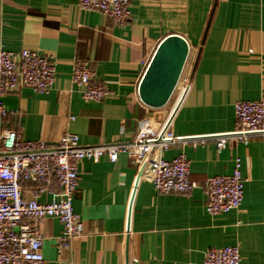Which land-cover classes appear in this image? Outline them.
<instances>
[{
	"label": "crops",
	"instance_id": "obj_1",
	"mask_svg": "<svg viewBox=\"0 0 264 264\" xmlns=\"http://www.w3.org/2000/svg\"><path fill=\"white\" fill-rule=\"evenodd\" d=\"M130 1L131 18L120 25L79 0H0V46L52 54L57 69L48 93L21 87L5 95L6 127L52 145L66 131L77 133L82 145L129 142L147 118L158 126L170 119L177 134L205 135L235 129L237 101L264 99V0ZM170 34L189 42L188 80L181 77L170 101L152 108L140 99L139 84ZM77 62H88L114 94L84 99L72 81ZM181 152L199 184L188 193H158L138 178L125 153L115 162L106 154L81 160L73 206L85 231L60 249L63 224L46 218L40 226L45 264H201L206 251L227 245L239 246L241 264H264L262 139L229 140L221 153L212 140L178 144L170 154ZM237 157L243 203L211 215L203 184L231 174ZM24 195H37L35 186L25 185ZM37 196L50 200L48 193Z\"/></svg>",
	"mask_w": 264,
	"mask_h": 264
},
{
	"label": "built area",
	"instance_id": "obj_2",
	"mask_svg": "<svg viewBox=\"0 0 264 264\" xmlns=\"http://www.w3.org/2000/svg\"><path fill=\"white\" fill-rule=\"evenodd\" d=\"M79 4L85 10L101 11L116 24L123 25L131 18L130 0H79ZM56 70L52 54L0 46V264H45L40 226L46 218H57L63 224L64 232L57 239L60 249L83 235L85 225L73 206L83 159L98 161L106 154L115 162L125 153L137 165L138 177L150 181L158 193H188L199 184L191 178L186 154H170L172 147L212 140L221 153L229 140L248 144L261 138L264 144V99L237 101L235 129L222 133L181 135L173 131L170 119L158 126L147 118L129 142L82 145L79 135L71 131L53 145L42 139H24L20 131L5 126L10 110L4 97L21 87L48 93L55 85ZM72 81L89 101H102L114 94L97 79L88 62L75 64ZM69 118L73 121L76 116ZM235 162L231 174L209 176L203 184L206 210L211 215L238 209L243 203L241 158ZM27 184L35 186L37 195L48 193L50 200L26 197ZM201 264H241L240 248L227 245L209 249Z\"/></svg>",
	"mask_w": 264,
	"mask_h": 264
},
{
	"label": "water",
	"instance_id": "obj_3",
	"mask_svg": "<svg viewBox=\"0 0 264 264\" xmlns=\"http://www.w3.org/2000/svg\"><path fill=\"white\" fill-rule=\"evenodd\" d=\"M189 53V42L180 34H170L161 40L139 84V97L143 103L160 108L170 101Z\"/></svg>",
	"mask_w": 264,
	"mask_h": 264
},
{
	"label": "rangeland",
	"instance_id": "obj_4",
	"mask_svg": "<svg viewBox=\"0 0 264 264\" xmlns=\"http://www.w3.org/2000/svg\"><path fill=\"white\" fill-rule=\"evenodd\" d=\"M192 56H193V53H192ZM189 63L191 64V62H189ZM189 63H188V67H189ZM188 67H186V70L184 71V73H182V76H181L182 77V83L185 81L187 82V80H188V71H187Z\"/></svg>",
	"mask_w": 264,
	"mask_h": 264
}]
</instances>
